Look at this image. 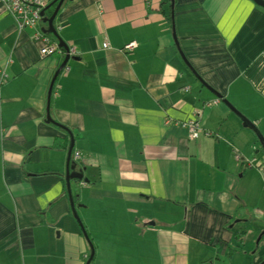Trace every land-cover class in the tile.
Instances as JSON below:
<instances>
[{"label":"crops","instance_id":"crops-1","mask_svg":"<svg viewBox=\"0 0 264 264\" xmlns=\"http://www.w3.org/2000/svg\"><path fill=\"white\" fill-rule=\"evenodd\" d=\"M17 22L0 1V264L90 256L65 188L70 139L47 101L88 181L70 192L89 264L264 261V8L63 0L52 25L75 60L49 100L65 54L40 55L42 38L58 45L41 18Z\"/></svg>","mask_w":264,"mask_h":264},{"label":"water","instance_id":"water-1","mask_svg":"<svg viewBox=\"0 0 264 264\" xmlns=\"http://www.w3.org/2000/svg\"><path fill=\"white\" fill-rule=\"evenodd\" d=\"M255 5L261 7V8H264V1L263 0H251ZM63 0H54L52 1L44 10L41 11L40 13V16H41V21L42 23H46L47 25V29L44 31L45 33L47 34H51L55 37V39L57 40L58 42V47L62 48L65 52H67L68 50V47L67 45H65L60 39L59 37L57 36L54 28H53V21H54V18L56 16V13L59 9V7L61 6ZM53 4H56V7L52 13V15L49 17V18H43L44 16V11L47 10L48 8H50ZM69 60H75L74 58H70L67 54L65 55L64 57V60L63 62L61 63V65L59 66V68L57 69V71L54 73L53 75V78L50 82V85H49V88H48V93H47V98L49 100V96L51 94V90H52V86H53V83L57 77V75L60 73V71L66 66L67 62ZM227 107L228 109H230L232 112L236 113V111L226 102L224 101L223 102ZM46 122L48 123H52L56 126H58L59 128L63 129L69 136V139H70V144H69V147H68V150H67V156H66V167H65V173H64V182H65V188H66V193H67V197H68V201H69V207H70V211H71V214L72 216L74 217V219L77 221V223L79 224L80 228H81V232H82V235L85 237L86 241L88 242L89 244V248H90V256H89V259L86 261L85 264H89L90 261H91V258H92V255H93V250L91 248V244L89 243L88 239H87V236H86V233L80 223V220L78 219V216L76 214V207L72 201V196H71V192H70V182L71 181H84L85 183H87V179L83 178V174H82V171L83 170H77L75 171V168H76V165L74 163V161L70 160L71 158V152H72V149H73V139H72V136H71V133L66 129V128H63L61 127L60 125L58 124H55L51 121L50 117H49V114H48V101H47V106H46ZM263 236V233L258 237L257 241H256V245L258 244L259 240L261 239V237ZM260 264H264V261Z\"/></svg>","mask_w":264,"mask_h":264},{"label":"built area","instance_id":"built-area-1","mask_svg":"<svg viewBox=\"0 0 264 264\" xmlns=\"http://www.w3.org/2000/svg\"><path fill=\"white\" fill-rule=\"evenodd\" d=\"M7 6L9 13L17 19L19 28L34 27L40 21V13L45 8V3L42 0H0ZM43 47L40 50L41 56L51 54H67L69 57L74 55L73 49L68 48L67 52H62L61 48L56 43H49L48 39L42 38ZM108 45L102 44V48L106 49ZM135 48V43H129L124 46L125 51H130ZM62 54V55H64ZM190 139L197 138L196 121L189 120L185 124ZM74 160L79 158L78 153L73 154Z\"/></svg>","mask_w":264,"mask_h":264},{"label":"rangeland","instance_id":"rangeland-1","mask_svg":"<svg viewBox=\"0 0 264 264\" xmlns=\"http://www.w3.org/2000/svg\"><path fill=\"white\" fill-rule=\"evenodd\" d=\"M261 234H262L261 232H260V233H254V232L251 233V236H250V237L253 236V239L250 238V242H251V240H253L254 244H256V241H257L258 237H259Z\"/></svg>","mask_w":264,"mask_h":264}]
</instances>
